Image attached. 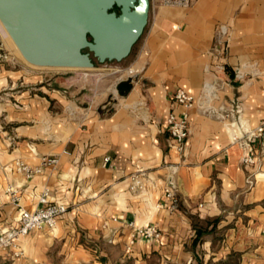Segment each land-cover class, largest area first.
<instances>
[{"label": "crops", "instance_id": "crops-1", "mask_svg": "<svg viewBox=\"0 0 264 264\" xmlns=\"http://www.w3.org/2000/svg\"><path fill=\"white\" fill-rule=\"evenodd\" d=\"M218 24L230 31L221 57L213 54ZM128 67L138 74L121 95L115 73ZM74 69L0 61V228L16 223L19 206L40 207L45 188L50 202L67 206L53 228L17 238L21 254L0 251V264H264V133L247 147L233 141L247 143L264 116V0L188 8L150 0L126 66ZM177 88L197 98L183 151L163 124L182 110ZM44 157L56 161L42 165ZM18 161L41 172L27 178ZM134 174L143 181L137 193ZM169 180L176 209L163 193ZM149 224L161 241L137 238L128 248L133 226Z\"/></svg>", "mask_w": 264, "mask_h": 264}, {"label": "water", "instance_id": "water-1", "mask_svg": "<svg viewBox=\"0 0 264 264\" xmlns=\"http://www.w3.org/2000/svg\"><path fill=\"white\" fill-rule=\"evenodd\" d=\"M149 9L150 0H0V24L29 64L88 69L93 58L128 56ZM132 86L126 79L116 89L125 95Z\"/></svg>", "mask_w": 264, "mask_h": 264}, {"label": "built area", "instance_id": "built-area-1", "mask_svg": "<svg viewBox=\"0 0 264 264\" xmlns=\"http://www.w3.org/2000/svg\"><path fill=\"white\" fill-rule=\"evenodd\" d=\"M193 0H161L163 5L177 6L182 8L190 7ZM230 39L229 26L226 24H218L216 27V41L213 45V54L215 56L221 57L225 51L228 42ZM216 73L224 74L226 68L223 62L216 64ZM125 79H130L131 82L136 81L138 70L134 67H128L125 70H122ZM217 78L223 79L220 76ZM118 79H122L120 76ZM205 98L204 91L201 94V97L198 98L199 103ZM174 99L182 107L180 113L171 111L165 117L163 122L166 131L168 132L172 146L177 151H183L185 147L186 140L189 135V114L190 110L195 106L197 98L192 94L186 91L184 88H177L174 92ZM209 112V108L205 109ZM235 111L239 114L240 106L239 104L235 105ZM232 113V111L230 112ZM233 114V113H232ZM229 115L224 112H220L218 117L220 119H226ZM264 133V116L261 119L260 123L253 129L247 130L246 140L243 141V138L240 136L234 135L233 141L241 142L242 145H249V141L260 137ZM244 142V143H243ZM108 160V157L105 158ZM55 158H46L42 160V165L54 163ZM242 161L244 163H252L254 160L250 155L242 156ZM16 169L22 172L27 178L32 177L33 175L41 172L42 167L31 168L23 162H16ZM248 185L253 184L251 178L247 179ZM143 189V181L140 174L132 175V182L129 185V190L133 193H137ZM6 191L11 194V199L16 203L19 202V196L17 195L16 189L9 185L6 188ZM176 184L173 180H169L163 189L164 196L169 202V206L173 209L178 208L179 199L175 194ZM48 189L45 188L42 190L39 196V202L41 206L33 211H29L21 206L17 209L16 223L8 227L0 228V251L13 250V255L17 256L22 253V250L18 247L16 240L19 236L25 235L32 230L41 229L43 227L53 228L58 218L66 212L67 206L62 202H50L48 200ZM130 225H133L131 222ZM162 231L154 225H144V226H133V231L130 234V239L128 243V248L137 238L150 240L153 242L159 243L162 239Z\"/></svg>", "mask_w": 264, "mask_h": 264}, {"label": "rangeland", "instance_id": "rangeland-1", "mask_svg": "<svg viewBox=\"0 0 264 264\" xmlns=\"http://www.w3.org/2000/svg\"><path fill=\"white\" fill-rule=\"evenodd\" d=\"M182 8V7H180ZM188 8V7H187ZM12 41L10 40V38L8 37V35L5 33V31L2 29L1 25H0V61H5L6 57L8 58V61L11 60H17V59H22L24 60L22 57H20V55L17 53L16 48L14 47V44L12 43ZM136 46V43L133 45L130 53L128 54V56H126L124 59L120 60V61H116V60H105L104 62H99L97 61L96 58H93V62H94V67L93 68H88V69H82V68H76L74 69L77 72H85L87 70H103V69H107L110 67H115V66H126L130 55L132 53L133 48ZM39 68H51V67H39ZM97 68V69H95ZM54 70H61V69H54ZM236 72L238 73V69H236ZM123 71H117L115 73L116 77H120L122 76L123 80H126L125 77L126 75L123 74ZM226 73V71L224 72V74ZM223 74L217 73V76L222 77ZM121 79V80H122ZM209 108V107H208ZM208 112V111H207ZM209 112H213V109L210 107L209 108ZM208 112V113H209Z\"/></svg>", "mask_w": 264, "mask_h": 264}, {"label": "bare ground", "instance_id": "bare-ground-1", "mask_svg": "<svg viewBox=\"0 0 264 264\" xmlns=\"http://www.w3.org/2000/svg\"><path fill=\"white\" fill-rule=\"evenodd\" d=\"M1 25V24H0ZM2 27V26H1ZM2 29H3V27H2ZM4 30V29H3ZM5 31V30H4ZM5 33H6V31H5ZM7 34V33H6ZM8 35V34H7ZM8 37H9V35H8ZM10 38V37H9ZM10 40H11V38H10ZM12 41V40H11ZM13 43V42H12ZM11 43V44H12ZM14 44V43H13ZM14 47L16 48V46L14 45ZM16 51H17V53L20 55V57H22V55L20 54V52L18 51V49L16 48ZM23 58V57H22Z\"/></svg>", "mask_w": 264, "mask_h": 264}, {"label": "trees", "instance_id": "trees-1", "mask_svg": "<svg viewBox=\"0 0 264 264\" xmlns=\"http://www.w3.org/2000/svg\"><path fill=\"white\" fill-rule=\"evenodd\" d=\"M114 10H116L117 12H119L118 8L117 7H114Z\"/></svg>", "mask_w": 264, "mask_h": 264}]
</instances>
